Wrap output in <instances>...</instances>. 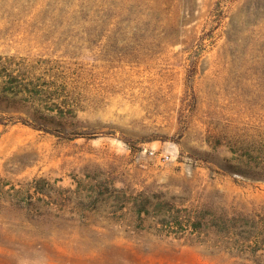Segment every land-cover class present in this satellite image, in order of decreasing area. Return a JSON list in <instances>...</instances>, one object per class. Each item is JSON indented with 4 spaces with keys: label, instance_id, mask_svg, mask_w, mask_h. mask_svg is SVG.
<instances>
[{
    "label": "rangeland",
    "instance_id": "374dc122",
    "mask_svg": "<svg viewBox=\"0 0 264 264\" xmlns=\"http://www.w3.org/2000/svg\"><path fill=\"white\" fill-rule=\"evenodd\" d=\"M0 264H264V0H0Z\"/></svg>",
    "mask_w": 264,
    "mask_h": 264
},
{
    "label": "trees",
    "instance_id": "16d2710c",
    "mask_svg": "<svg viewBox=\"0 0 264 264\" xmlns=\"http://www.w3.org/2000/svg\"><path fill=\"white\" fill-rule=\"evenodd\" d=\"M9 99H12V98H9ZM8 101L9 100L6 98V102L4 103L6 108H12L14 110L21 109L18 106H11V104L7 105ZM25 111H26L28 117L31 118V121L24 119L23 123L30 124L33 127H36L38 129H42L44 131H49L48 129H50V127L57 128V129L60 128L63 131L75 130V128L79 127V125H77V124L72 126V125H68L64 122L54 120V116L50 115V114H45V113L36 112V111L30 112L29 110H25Z\"/></svg>",
    "mask_w": 264,
    "mask_h": 264
}]
</instances>
